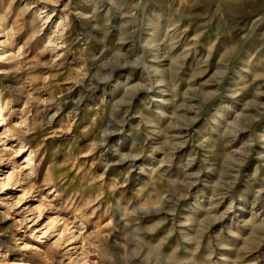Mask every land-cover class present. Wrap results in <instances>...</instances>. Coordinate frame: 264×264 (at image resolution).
I'll list each match as a JSON object with an SVG mask.
<instances>
[{
  "label": "rangeland",
  "instance_id": "obj_1",
  "mask_svg": "<svg viewBox=\"0 0 264 264\" xmlns=\"http://www.w3.org/2000/svg\"><path fill=\"white\" fill-rule=\"evenodd\" d=\"M0 264H264V0H0Z\"/></svg>",
  "mask_w": 264,
  "mask_h": 264
},
{
  "label": "bare ground",
  "instance_id": "obj_2",
  "mask_svg": "<svg viewBox=\"0 0 264 264\" xmlns=\"http://www.w3.org/2000/svg\"><path fill=\"white\" fill-rule=\"evenodd\" d=\"M64 228V227H63Z\"/></svg>",
  "mask_w": 264,
  "mask_h": 264
}]
</instances>
